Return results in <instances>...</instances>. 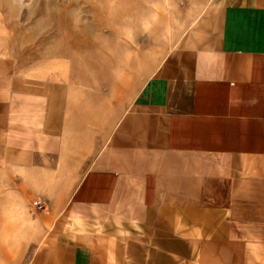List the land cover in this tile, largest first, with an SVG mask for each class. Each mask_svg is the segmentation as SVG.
<instances>
[{
  "label": "crops",
  "instance_id": "0c3cea01",
  "mask_svg": "<svg viewBox=\"0 0 264 264\" xmlns=\"http://www.w3.org/2000/svg\"><path fill=\"white\" fill-rule=\"evenodd\" d=\"M194 3L107 116L99 78L43 81L0 47V166L37 212L23 264H264V0Z\"/></svg>",
  "mask_w": 264,
  "mask_h": 264
},
{
  "label": "rangeland",
  "instance_id": "374dc122",
  "mask_svg": "<svg viewBox=\"0 0 264 264\" xmlns=\"http://www.w3.org/2000/svg\"><path fill=\"white\" fill-rule=\"evenodd\" d=\"M197 6L194 0H0V47L21 72L43 81L85 80L94 94L99 78L101 116H107L147 72L145 54L135 58L136 52L172 42ZM17 177L0 166V264H23L31 254L25 250L37 212L17 200Z\"/></svg>",
  "mask_w": 264,
  "mask_h": 264
},
{
  "label": "built area",
  "instance_id": "2783aa9c",
  "mask_svg": "<svg viewBox=\"0 0 264 264\" xmlns=\"http://www.w3.org/2000/svg\"><path fill=\"white\" fill-rule=\"evenodd\" d=\"M35 207H36V209L39 210V211L44 210V206H43V204H42L41 202H39V201H37V202L35 203Z\"/></svg>",
  "mask_w": 264,
  "mask_h": 264
}]
</instances>
